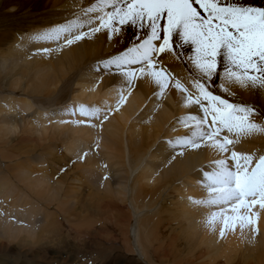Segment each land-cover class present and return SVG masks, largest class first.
Returning a JSON list of instances; mask_svg holds the SVG:
<instances>
[{
    "label": "bare ground",
    "instance_id": "bare-ground-1",
    "mask_svg": "<svg viewBox=\"0 0 264 264\" xmlns=\"http://www.w3.org/2000/svg\"><path fill=\"white\" fill-rule=\"evenodd\" d=\"M249 1L244 4L254 6L258 0ZM93 4L0 0V151L12 155V145L14 152V161L5 160L0 168V201L13 210L12 216L0 217V238L35 246L38 234L50 229H45L46 216L37 224L34 210L21 208L38 206L63 219L62 229L55 227L56 252L72 246L66 238L75 239L87 251L97 250L102 260L111 250L101 248L102 241L111 247L105 237L110 232L138 255L140 264H177L178 259L185 264H264V209L259 204L251 208L258 216L253 231V226L239 224L224 230L223 218L208 223L213 212L230 206L193 203L208 197L202 170L211 171L209 165L228 154L211 142L198 148L174 143L190 136L195 126L191 117L203 115L192 102L200 75L194 66L196 45L180 47L179 59L172 52L159 54L156 66L143 73L140 65H132L135 77L126 74L127 68L105 69L110 58L148 39L151 29L145 21L136 35L126 31V23L118 24L115 34L106 28L93 33L88 20L95 13L85 14ZM119 6L127 7L123 0ZM72 21L83 25V39L67 45L64 39L45 38ZM219 59L220 83H209L210 90L230 103L255 105L256 120L264 123L259 116L264 89L229 86L235 95H226L220 89L223 57ZM161 79L163 88L157 83ZM176 83L187 92L177 90ZM229 147L238 154L264 155V133L242 136ZM82 206L110 213L116 222L106 227L100 219L94 226ZM225 214L232 215L230 210Z\"/></svg>",
    "mask_w": 264,
    "mask_h": 264
},
{
    "label": "snow or ice",
    "instance_id": "snow-or-ice-1",
    "mask_svg": "<svg viewBox=\"0 0 264 264\" xmlns=\"http://www.w3.org/2000/svg\"><path fill=\"white\" fill-rule=\"evenodd\" d=\"M123 2L126 9L119 6V0H94V4L85 10L86 15L95 13L94 16L89 15L91 31L94 33L106 28L115 34L119 31L118 24L139 23L143 27L147 21L151 36L110 58L104 68H127L126 74L135 77L132 65H140L139 71L143 73L145 68L156 66L159 54L172 52L174 47L180 48L184 44L196 45L194 66L200 75L194 85L198 95L192 102L200 107L203 115L191 117L195 126L190 136L174 143L185 148H198L202 143L211 142L212 147L228 155L209 165L211 171L202 170L201 181L208 197L193 203L209 207L230 206V209L213 212L208 219L210 225L223 218L224 230L235 229L239 224L241 228L253 226V231H256L254 226L258 216L251 212V208L259 204L264 209V155L238 154L229 146L242 136L264 133V123L257 122L258 109L255 105L230 103L228 99L214 94L209 83H220L217 67L221 63L219 58L223 57L220 89L226 95H235L229 86L244 90L264 89V7L245 5L240 0ZM165 19L166 26L161 25L160 22ZM82 26L72 21L45 34V38L64 39L67 45H71L86 35L80 31ZM174 36L176 41L172 39ZM156 41L161 42L157 44ZM157 83L163 88L166 81L161 79ZM175 86L177 90L187 92L179 83ZM81 113L92 115L84 109ZM259 116L264 121V112H259ZM241 209L247 211L241 213ZM229 210L232 215L225 214ZM224 230L221 231L222 236Z\"/></svg>",
    "mask_w": 264,
    "mask_h": 264
},
{
    "label": "rangeland",
    "instance_id": "rangeland-1",
    "mask_svg": "<svg viewBox=\"0 0 264 264\" xmlns=\"http://www.w3.org/2000/svg\"><path fill=\"white\" fill-rule=\"evenodd\" d=\"M130 2H133V1H130ZM240 2L244 3V2H250V1L249 0H245V1L240 0ZM119 3H120V0H119ZM254 3L255 4H253V5L255 7H257V6L259 7V6L264 4V0H258V1H255ZM251 6H252V4H251ZM197 8L199 9V6H197ZM126 24L128 26H125ZM126 24L124 25V27H125L126 31L129 32L130 35H136V33H138L139 23H137V24L126 23ZM160 24L166 26V24H167L166 19L162 20L160 22ZM149 28L150 27L147 26V29H149ZM174 38H175V40H174ZM172 39H173V41H176L177 38L174 36ZM159 42H161V41H159ZM179 49L180 48L174 47V49L172 51L173 58H175V59L180 58V56L178 54ZM8 150H11L12 155L9 152H7V153H9V154H7V153H5V151H0V158L2 159V160L0 159V168L2 167L1 162L5 161V160H6V162L14 161V157H11L14 155V152L12 151L13 150L12 145L8 147ZM30 166H31V164H30ZM1 204H2V202L0 201V217L2 215L6 216L5 213L7 214V216L8 215L12 216L13 210L11 212L10 207H5V205L7 206L6 203L2 204L3 206ZM28 208H32L34 210V217H35L34 220L37 221V224H39V222L42 221L41 220L42 217L46 216L45 217L46 222H45V220H44V222L49 226L45 227V229L46 228H50V229H46V231H45L46 233H42V234L39 233L38 234L40 237V240L37 239L38 243L33 247L22 246L21 245L22 242L18 239L11 240V239L0 238V264H50L49 260L51 258H52V260L56 259L52 264H61L60 261H63L66 264H140V259H139L138 255L131 252L130 250L125 249L122 246L121 241L116 240L110 232H107V234H105V237L107 239H110L111 247L104 244L102 241L101 248L102 247L111 248V250L107 253L106 258H104L102 260L100 258H97L98 256L100 257V255L97 254V250L95 252L93 250L94 253L92 252V250L87 251L86 248H84V246H82L83 244L81 243L78 245V243L75 239H74V241L73 240L71 241L70 239L66 238L64 241V242H66V245H68L70 242H72V243H70L72 246L70 247V245H69L70 248L64 249L63 251L59 250L58 252H56L58 250V248L54 247L53 244H56L55 237H57L59 234L57 229H59V231H60V229H62L61 227H63L62 225H60V223H63L62 222L63 219L56 214L54 215L50 211L48 213L46 211L47 208H45V207L27 206V207L21 208V210H27ZM83 208L86 210L85 214L88 215L87 218L88 219L90 218V220H89V221H91L90 223H92V224L95 223L94 226H96V224L98 225L99 222L96 223V221H98L100 219H101L100 221H102V219H103L104 225L106 227L112 226L116 222V219H114L110 213H107V212L103 213V212H100V210H98V209H96V211H95V209H93V207L89 208V206H84ZM16 211H17V207H16ZM15 213H17V212H14V214ZM18 215H20V214H18ZM50 216L51 217L55 216L56 218L55 217L50 218ZM98 216H99V218H98ZM64 217L66 219L68 218L67 215ZM93 217H94V219H93ZM7 218L10 219V217H7ZM48 218L51 221L54 220L55 224H56V222H57V224L55 225L54 221L51 223V221ZM68 219H70V218H68ZM68 221L72 222L71 219ZM30 222H33V221L31 220ZM0 223H2V222L0 221ZM66 224H68V225H65V227L69 226V223H66ZM71 224L73 226V223H71ZM74 226H75V224H74ZM43 227L44 226H42V228ZM47 232L49 235L47 234ZM54 232H55V234H54ZM47 240L49 241L50 244L46 243ZM68 240H69V242H68ZM54 241H55V243H52ZM44 243L48 244V245L44 250L40 251L41 248H43V245H45ZM80 245L82 247H80ZM169 246L170 245H168L167 243L164 245V247H167V248H169ZM95 255H97V256H95ZM44 258L46 260H44ZM176 261H177V264H185L183 260L181 261L180 259H178Z\"/></svg>",
    "mask_w": 264,
    "mask_h": 264
}]
</instances>
